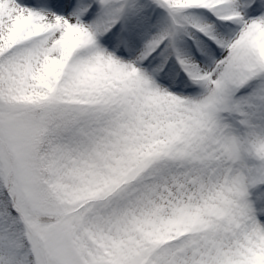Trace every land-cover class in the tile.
I'll return each instance as SVG.
<instances>
[{
	"label": "snow or ice",
	"instance_id": "6c2138e0",
	"mask_svg": "<svg viewBox=\"0 0 264 264\" xmlns=\"http://www.w3.org/2000/svg\"><path fill=\"white\" fill-rule=\"evenodd\" d=\"M0 264H264V0H0Z\"/></svg>",
	"mask_w": 264,
	"mask_h": 264
}]
</instances>
